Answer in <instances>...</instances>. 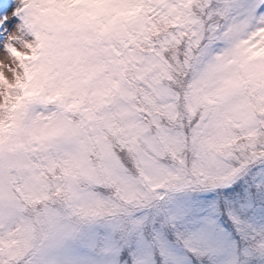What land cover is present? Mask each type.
<instances>
[{
	"label": "snow or ice",
	"instance_id": "snow-or-ice-1",
	"mask_svg": "<svg viewBox=\"0 0 264 264\" xmlns=\"http://www.w3.org/2000/svg\"><path fill=\"white\" fill-rule=\"evenodd\" d=\"M0 264H264V0H0Z\"/></svg>",
	"mask_w": 264,
	"mask_h": 264
}]
</instances>
